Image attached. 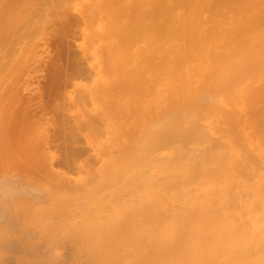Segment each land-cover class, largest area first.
Here are the masks:
<instances>
[{
  "label": "bare ground",
  "instance_id": "bare-ground-1",
  "mask_svg": "<svg viewBox=\"0 0 264 264\" xmlns=\"http://www.w3.org/2000/svg\"><path fill=\"white\" fill-rule=\"evenodd\" d=\"M71 8L79 14L76 17H81L83 29L80 25L75 28V23L67 18ZM55 23L59 30L54 35L60 39L56 38L57 43H62L58 45H63L61 53L57 47L55 64L68 55H76L75 58L81 55L78 48L71 51L73 46L67 43L71 41L70 45H74L71 38L76 39L75 29L85 30L87 38L95 34L94 39L98 41L93 48L90 46L94 42L85 41L91 37L85 38L83 45L77 44L85 56L91 55L92 62L86 63L85 56L74 61L72 57L67 62L68 67L65 62L57 63L51 73L49 85L54 90L71 84L75 96H70L72 91L66 92L65 97L55 93L57 91L53 95L47 93L51 98L46 100L56 101L54 95L60 99L45 110L50 112L49 107H53V112L49 113H53L50 116L53 119L45 118L42 108V113L39 111L42 116L29 121L31 115L26 113L32 102L27 108L26 104L23 107L27 101L24 102L20 90L19 84L24 83L20 78L27 70L25 67L35 61L31 58L36 54L37 43L46 42L40 39L53 30V25L55 28ZM93 25L97 27L94 29ZM89 48L93 49L91 54L86 53ZM66 49L70 53L65 52ZM83 59L86 60L83 62ZM79 77L87 83L84 80L81 84L71 82ZM208 94L213 95L212 98L207 97ZM87 98L88 103L95 105L96 111L92 112L98 111L97 115L90 114L91 104L87 103L89 111L84 108ZM71 106H74L73 111L79 108L76 111L79 115L72 113ZM243 108L251 113L250 116L246 112L252 128L238 118ZM38 120L45 123L43 126L40 122L45 128L42 135ZM49 121L54 123L51 132L56 138L54 136L53 140L63 139L58 144L63 155L61 165L54 157V169V164L48 163L52 157L48 151L54 147L44 145L53 135L45 134L46 128H52L47 127ZM240 121L245 122L243 126L247 124L244 129L249 126L256 131L254 136L257 140L260 138L258 143L250 137L251 130L248 135L239 126ZM103 124L107 125V133L110 135L111 130L114 135L110 136V143L101 141ZM83 130L89 131L87 134L92 140L100 136V147L94 143L91 146L94 145L98 153L106 154L98 173L97 169L96 173L92 169L94 162L87 159L86 163L92 162L88 164L96 176L98 174V180L86 188L82 184L94 180L95 174L85 162L83 168L76 165L86 153L80 145L85 140ZM11 134L18 135L13 138ZM46 135L49 139L43 145L49 149H42ZM86 141L89 142L88 138ZM98 155H92L96 156L94 160L100 159ZM57 164L74 175L87 166V174L85 170L82 172L87 179L78 178L73 182V176L69 178L68 173L59 174L64 172L60 170L62 167L55 170ZM48 165L55 170L53 174ZM151 167H158L159 173ZM12 170L34 172L36 178L44 175L43 180H38L48 185L52 182L50 187L55 185L57 191L61 190L58 186L66 189L64 193L48 189L49 194L55 192L52 198L47 195L52 200L37 206L34 203L38 204L39 200L35 197L36 202L30 201L31 205H36L32 207L27 199L30 200L28 196L34 191V195L37 193L35 187L39 186L33 184V191L27 185L29 191L26 192L30 194L26 200L19 196L21 199L13 204L14 212H21L28 223H21L18 218L16 222L32 223L40 232L44 228L45 232L48 229L54 233L53 236L61 235V241L64 237L72 244L70 250L75 246L77 252L78 249L85 252L91 264H264V0H0V195L3 188L8 190L15 185ZM10 172H13L12 181ZM55 172L59 175L55 176ZM141 172L146 175L138 182L131 180ZM20 175L18 183L22 180ZM78 183L81 187L77 189ZM22 188L25 191L26 187ZM22 188L19 189L22 191ZM105 188L108 189L104 192L106 195L100 197V190ZM72 189L81 193H72ZM80 197L88 204H82ZM4 198L0 197L1 201ZM10 207L3 208L4 214L7 215L8 209L12 212ZM12 219L9 222L17 228ZM19 226L17 233L22 230ZM31 231L23 233L28 236ZM20 239L18 241L24 244L26 239ZM11 245L6 246L12 248ZM29 254L26 256L30 259ZM45 260L48 264L52 262ZM27 263H31L30 260ZM0 264H10V261Z\"/></svg>",
  "mask_w": 264,
  "mask_h": 264
},
{
  "label": "rangeland",
  "instance_id": "rangeland-1",
  "mask_svg": "<svg viewBox=\"0 0 264 264\" xmlns=\"http://www.w3.org/2000/svg\"><path fill=\"white\" fill-rule=\"evenodd\" d=\"M72 9H73V8H71V15H69V14H70V9H69V11L67 12V13H69V14H67V15H69V16L66 15L67 18H69V21H70V22L72 21L71 23L74 22V23L76 24V25H75V24L73 23V24H74L73 26H75V28H76L77 25H78V26L80 25L81 28L83 29V28H84V27H83L84 24H82V19H81V17H80V16H79L80 18H79V17H76V16H78L79 14H77V12H76L75 9H73V11H72ZM72 12H75L76 14H74V13L72 14ZM73 15H74V16H73ZM70 17H72V18H70ZM65 18H66V17H65ZM74 18H76V20H74ZM78 19H79V20L81 19V20L79 21ZM73 20H74V21H73ZM77 20H78L79 22H78ZM80 23H81L82 25H81ZM55 24H56V23H55ZM94 24H95V23H94ZM96 25H97V24H96ZM96 25H93V28H94V29L97 27ZM57 26H58V24H56V25H55V28H54V25H53V27H51V28H53V30H52L51 28H50L51 30L47 29V31H48V30H49V31L45 34L44 39H40L41 42H43V41H45V40H46V42H43V43L41 44V43L38 41L39 44L37 43V47H38V48L36 47V51H35L36 54L34 55L33 58H31V59H35V61L33 60L32 63H31L30 61H28V62L31 63V64H28V67H27V68L24 66L25 69H27V70L25 71V73H24L22 76H21V74L23 73V71H22V73L19 75V76L22 77V78L19 77L20 80H21L20 82H22V81L24 82V83H22V84L19 82V83H20L19 85H21L20 90H21L22 94L24 95V98H25V101H24V102L27 101L26 103L23 104V100H21L22 103H20V104H23V107H24L25 104H26V108H27L28 104H30V103L32 102V103H31L32 106L29 105L28 108H27L28 112H27L26 108H24V110H26L25 112H27L26 115H31V117H30V116L28 117V118H29V119H28L29 121H31L32 117H33L35 120H37L36 117L42 116V114H45V113H46L45 116H44L45 118H47V116H48V117H49V118H48L49 120L53 119V117H50L53 113L49 115V113H50L51 111L53 112V107H51V106H54V104H55L54 102H56L57 100L60 101V99H57L55 95L53 96V98H55L56 101H54V99H49V100H46V99H47L48 97L51 98L50 95H53L55 91H57V92H55V93H57V94L61 93V95H63V97H65L66 92L68 93V92L72 91V93L70 94V96H75V95H73V94H74V88L72 87L71 84H69V85L67 84V85H66L67 88H62V89L60 88V89H56V90H54V88H52V85H49V84H50V79H49V78H51V73H52L53 69L56 67L57 63H59L58 65H60V63L62 64V62H65L66 64L64 63V65L67 66V65H68L67 62H68L73 56H76V55H73V56L69 57V55H68L67 59H63L62 62L59 60L60 62L58 61V62H56V64L54 63V62H55L54 59L56 58V55H57V49H58V48H59V49H60V48L63 49V45H62V47H60L62 43H61V44H60V43H57V42H58L57 39H58V40H60V39H59V37L57 38V37H55V36H58V35H54V34H56V33L58 32V30H59L58 28H56ZM94 26H96V27H94ZM73 28H74V27H73ZM81 28H80V30H79V28H77L78 30H77V29L74 30L75 32H74L73 34H74V37H76V39H75V38H73V39H75V40H73L71 37L67 38L68 36H67L65 39H69V40H70V38H71V40L73 41V44H74V45H70L71 41H70V42H67V43L69 44V45H68L69 47L73 46L71 51H73V50L75 51V50L78 48V49H77V50H78L77 52H79V54L83 55V56H81V55H78V54H77V57H76V58L73 57L72 60L74 61V60H77V58L79 59L80 57H83V58L86 57V58H87L86 63H89V62H92V58H89V57H91V55H90V56H85L86 54H85L84 52H82L83 49H82L80 46L77 45V44H81V45H83V44H84V41H83V40H84L85 38H87V36L85 35L86 31H85V30H82ZM55 29H57V31H55ZM83 31H85V32L83 33ZM53 32H55V33H53ZM79 32H81V33L79 34ZM50 33H51L55 38L51 37L52 35H51ZM49 34H50L51 36H50ZM47 35H48V36H47ZM87 35H88V34H87ZM92 35H93L94 37H92ZM92 35H91V34H90V36L88 35L89 37H91L90 40H85V41H87V43H88L89 41H91L90 43L94 42V44H93V43L91 44V46H90L91 48H93L92 45L95 46V42L98 41V40L94 39V38L96 37V35H95V34H92ZM70 36H73V35H70ZM47 37L50 38V41H49V38H47ZM89 37H88V38H89ZM56 38H57V39H56ZM88 38H87V39H88ZM98 38H99V37H98ZM98 38H97V39H98ZM63 39H64V38H63ZM92 39H93V41H92ZM48 41H49V42H48ZM59 42H61V41H59ZM56 43H57V44H56ZM85 43H86V42H85ZM47 44H48V45H47ZM58 44H60V46H59ZM97 44H98V43H97ZM97 44H96V45H97ZM56 45H57V46H56ZM40 46H41V47H40ZM55 46H56V48H55ZM75 46H77V47H75ZM44 47H46L47 49L44 48ZM57 47H58V48H57ZM64 48H65V47H64ZM66 48L69 49L68 47H66ZM91 48H89L90 50H88L86 53L89 52V53L91 54V53H92V50H93V49H91ZM54 49H56V50H54ZM59 49H58V51L61 53V50H62V49H60V50H59ZM67 49H66V50H67ZM79 49H80V50H79ZM66 50H65V52L68 53L69 51H68V50L66 51ZM69 50H70V49H69ZM52 51H53V52H52ZM80 51H81V52H80ZM54 52H55V53H54ZM63 52H64V50H63ZM69 53H70V52H69ZM71 53H73V52H71ZM75 53H76V52H75ZM83 53H84V54H83ZM58 54H59V53H58ZM64 54H65V53H64ZM73 54H74V53H73ZM60 55H61V54H60ZM62 55H63V54H62ZM88 55H89V54H88ZM54 56H55V58H54ZM63 56H64V55H63ZM84 56H85V57H84ZM51 57H52V58H51ZM36 58H38L37 61H36ZM40 58H41V59H40ZM63 58H64V57H63ZM31 59H30V60H31ZM60 59H61V57H60ZM81 59H82V58H81ZM90 59H91V60H90ZM43 60H44V61H43ZM45 60H46V61H45ZM55 60H56V59H55ZM61 60H62V59H61ZM64 60H65V61H64ZM72 60H71V61H72ZM85 60H86V59H83V62H84ZM31 61H32V60H31ZM39 61H42V62H39ZM56 61H57V60H56ZM81 61H82V60H81ZM28 62H27V63H28ZM45 62H46V63H45ZM69 62H70V61H69ZM42 63H43V65H44L43 67H42V65H41ZM53 63H54L55 65H53ZM39 64H40V67H39ZM33 65H34V66H33ZM45 65H46V66L49 65L50 67H49V66L46 67ZM51 65H52V66H51ZM64 65H63V66H64ZM36 66H38V67H36ZM63 66H62V67H63ZM34 67H35V69H34ZM41 67H42V69L44 68V70H42ZM51 67H52V69H48V68H51ZM67 67H68V66H67ZM39 68H40V69H39ZM29 69H30V70H29ZM36 69H37V70H36ZM38 69H39V70H38ZM39 71H40V72H39ZM34 73H35V74H34ZM27 74H28V75H27ZM32 74H34L33 77L30 76V75H32ZM42 75H43V76H42ZM49 75H50V76H49ZM28 78H29V80H28ZM34 78H36V79H34ZM47 78H48V79H47ZM64 78H65V77H64ZM79 78H80V79L76 78L77 80H73V81H71V82H74V81L77 82V81H78L77 83H80V84L86 82V81H85L86 79L84 80V79L81 78V77H79ZM32 80H33V81H32ZM35 80H36V81H35ZM62 80H63V78H62ZM62 80H61V81H62ZM83 80H84V82H83ZM18 81H19V79H18ZM18 81H17V82H18ZM64 81H65V79H64ZM80 81H81V82H80ZM48 82H49V83H48ZM66 82H70V81H66ZM86 83H87V82H86ZM86 83H85V84H86ZM19 85H18V88H19ZM48 86H49V87H48ZM68 86H69V88H68ZM24 87H25V88L27 87L25 90L28 91V92H26V91L24 90ZM50 88L53 89L52 92H51ZM46 90H48V92H47ZM58 90H59V92H58ZM61 90H63V91L65 90V91H64V92H63V91L61 92ZM21 92H20V95H21ZM23 92H25V93H23ZM49 92H50V95L47 94V93H49ZM29 93H31V95H32L31 98H30L31 95H30ZM42 93H43V94H42ZM64 93H65V94H64ZM75 93H76V92H75ZM29 95H30V96H29ZM67 96H68V95H67ZM206 96L210 98V97L213 96V95L208 94V95H206ZM22 97H23V96H21V98H22ZM26 97H27L28 100H26ZM28 97H29V98H28ZM38 98H39V99H38ZM66 98L68 99V97H66ZM211 98H212V97H211ZM215 98H218V97L216 96ZM29 99H30V101H29ZM31 99H32V101H31ZM64 99H65V98H64ZM50 100H51V102H50ZM68 100H70V99H68ZM86 100H87V101H86V104L84 103L85 105H83L84 108L86 107V110H87V111H89V109H90V111H91L90 114L93 113V112H95V111H96V109H95V105H94L92 102L88 103V102L90 101V99L87 98ZM46 101H48V102H46ZM52 101H53V102H52ZM58 101H57V103H58ZM70 101H71V100H70ZM33 102H34V104H33ZM47 103H48V104H47ZM51 103H53V104H51ZM87 103H88V104H91V106H90V105H87ZM92 104H93V105H92ZM44 105H45V106H44ZM48 105H51V106L49 107V108H51V109H50V112H45V110L48 111V108H47ZM20 106L22 107V105H20ZM30 106H31V107H30ZM40 106H41V107H40ZM87 106H88V108H89V106H90V108L88 109ZM23 107H22V108H23ZM35 107H36V108H35ZM37 107H39V108H37ZM45 107H46L47 109H45ZM73 107H74V106H73ZM73 107L71 106L72 109L70 108V110L72 111V113H75V115H79V114H76V113H77L76 111H77V109L79 110V108H78V107H77V108H74L75 111H73ZM92 107H93L95 110H94ZM33 108H34L35 110L32 112ZM42 108H43L44 111H43V110H40V109H42ZM156 108H157V107H156ZM156 108L154 109V111H156ZM29 109H30V112H32L31 114H30V112H29ZM36 109H37V110H36ZM38 109H39V110H38ZM158 109H159V108H158ZM158 109H157V110H158ZM244 109H245V111H244ZM247 109H248V108H247ZM247 109H246V108H243V109L239 112L238 115H240V116H239L238 118H240V120H242V121H245V122L249 125L250 123H248V121H250V119H249L250 117L248 116V114H250V116H251V113H249V112H248L249 109H248V110H247ZM39 111H41V113H42V111H43V113L40 114ZM92 111H93V112H92ZM37 112H38V113H37ZM97 112H98V111H97ZM97 112H96V113H97ZM156 112H157V111H156ZM241 112H242L243 114H240ZM246 112H247L248 114H246ZM28 113H29V114H28ZM96 113H93V114H94V115H97ZM33 114H34V115L36 114V116H33ZM37 114H40V115H37ZM245 114H246V115H245ZM242 115H244V116H242ZM52 116H53V115H52ZM242 117H243V119H242ZM246 117L248 118V120H245V119H247ZM30 118H31V119H30ZM39 118H40V117H39ZM39 118H38V119H39ZM42 118H43V117H41V120H42ZM48 119H46V120L48 121ZM41 120H40V122H41ZM43 120L45 121V119H43ZM127 120H128V119H127ZM242 121H240V124H241V125L239 124V126L242 127V128L244 129V128H246V125H247V124L244 125V126H245V127H244L242 123L245 124V122H242ZM37 122H39V120H38ZM40 122H39V125H40ZM45 122H46V121H45ZM54 122H55V121H54ZM100 122H101V121H100ZM51 123H52V124H51ZM126 123H127V125H130V124H129V121H126ZM46 124H47V122H46ZM41 125L44 126L45 123H44V122H41ZM41 125H40V129H39V131H41L42 129H43V131H45V128H43ZM50 125L52 126V125H54V123L51 122V121H49V125H48V126L46 125V126L49 127ZM100 125H101V123H100ZM51 126H50V127H51ZM104 126H105V127H104ZM53 127H54V126H52V128H46V129H48V130H47L48 132H45V134H46V133H49V136H51L52 134H53V135H52L51 139L47 138V135H46L45 139H44L43 142H42V149H43V147H44V148H47V147H45L44 145H49V144H50L49 147L52 145V146L55 148V149H54V148H53V149L50 148V151H48V152L52 155L51 159L48 160V163H49L50 165L54 164V165L52 166L53 169H54V168H56V167H55L56 164L53 163V160H52V159L55 157V159L58 160V161H56V163H57V162L59 163L60 161H62V158H63L62 152L59 150V149H60V148H59L60 145H58V144L61 143V141H63V139H61V141H59L60 139H59L58 141H57V140H56V141L53 140V137L55 136L54 132H53V133L51 132V130L53 129ZM98 127H99V126H98ZM102 127H103V129L105 128L104 131H102V129H101ZM102 127H100V129H101L100 132H101V131L103 132V133L101 134V141H102V143H104V141H107L108 143H110V136H111V137H114V135H113V133L111 132V130H109V129H108V130L110 131V135H109V133H107V130H106V129H107V125L103 124ZM240 127H239V128H240ZM248 127H249V126H248ZM248 127H247V129H244L245 132H247L248 135H249L250 132H251L252 135H250V137L252 136V138L254 139L253 142H255V143L257 142V143H258V140H259L260 138H258V140H257V138H255V136H256L255 132H256V131L252 129V130H253V132H252V130L249 129ZM250 127L252 128L253 126L250 124ZM49 129H50V130H49ZM105 130H106V132H105ZM248 130H251V131L248 132ZM49 131H50V132H49ZM52 131H53V130H52ZM87 131H88V130H83V134H82V136L84 135L83 137L85 138V140H83V141H84L85 143H84L83 141L80 142V145L82 144L81 146H83V148L86 150V153H84V155L82 154V155H83V156H82L83 158L80 156V157H81V160L79 159V160L77 161L76 165H79V167H82V168H83V166H84L85 164H88V163L91 164L92 162H94L93 164H95V165H94V166L92 165V166L94 167V168L92 167V169H94V172H95V170L97 169L96 171H97V173H98L99 166H100L101 163H102V159L106 158V154H105V155H102L103 153L99 152L101 155H100V156L98 155V154H99V153H98L99 150H98L96 147L99 148L100 145L102 144V143H99V140H100L99 137H100V136H98V135H99L100 133L97 135L98 137L96 136V137H97V138H96V141H95V139H94V137H93V140L95 141V142H94V141L92 140V137L89 136V134H87L89 131H88V132H87ZM254 131H255V132H254ZM45 134H44V135H45ZM11 135H12V134H11ZM16 135H18V134L12 135V136H14L13 138H15ZM106 135H107L108 137H107ZM254 135H255V136H254ZM49 136H48V137H49ZM94 136H95V135H94ZM214 136H216V135H214ZM257 137H259V136H257ZM16 138L18 139V136H17ZM55 138H56V136H55ZM87 138H88L89 142L86 141ZM11 139H12V138H11ZM48 139H49V140H48ZM82 139H83V138H82ZM47 140L49 141V143H47V142H48ZM256 140H257V141H256ZM44 141H46L47 144H45ZM51 141H52V142H51ZM54 141H55V142H54ZM82 142H83V143H82ZM43 143H44V145H43ZM51 143H52V144H51ZM54 143H56V144H54ZM91 143H92V144L94 143V145L96 146V147H95V146L93 145V146L95 147V150H94L93 146H91V145H92ZM53 144H54V145H53ZM62 144H63V142H62ZM84 145H87V147L90 146L92 149H91L90 147L87 148V147L84 146ZM52 146H51V147H52ZM57 148H58V149H57ZM47 149H49V148H47ZM54 150H55L57 153H56ZM90 150H91V151H90ZM88 151H90V152H94V154H91V153L88 152ZM95 151H96V152H95ZM100 151H101V150H100ZM44 152H46V149L44 150ZM88 153H89V154H88ZM55 154H57V155H55ZM86 154H87L89 157H88ZM59 155H61V157H60ZM92 155H96V156L98 155V156H99L100 159H97V160L95 159V160L98 161V162H95V160H94V157H96V156L93 157ZM56 156H58V158H57ZM101 157H102V158H101ZM88 158L91 159L92 162L88 161V163H86ZM82 159H84V161H82ZM49 161H50V162H49ZM54 161H55V160H54ZM51 162H52V163H51ZM83 162H85V164H84ZM48 163H47V164H48ZM78 163H79V164H78ZM82 163H83V165H81ZM90 164H88L89 167L91 166ZM59 165H61V162H60ZM48 166H49V165H48ZM49 167H50V166H49ZM60 167H62V168H60ZM79 167L77 168L78 170H79ZM19 168H20V167H19ZM47 168H48V167H47ZM58 168H60V170L63 169V171H64V172H62V173L59 172V174L68 173V174H67L68 177H69V176H71V177L73 176V182H75V181L77 182L79 179H87V177H86L87 175H85V174H87V172H86L87 169L85 170V168H88L87 166H85V168H84L83 170H82V168H81V170H79V172L81 171V172H80L81 174L78 173V171H77V172L75 171V175H74V172L72 173V171H70V170H68V171L66 172L67 168L65 169L64 166H58V164H57V169H55V170H58V171H59ZM151 168H152L153 170H154V169L156 170L158 167H155V168H154V167H151ZM48 169H51V170H52L51 167L48 168ZM88 169H91V167L88 168ZM92 169H91V171L93 172ZM51 170H50V173L53 174V172H54L55 170H54V171L52 170V172H51ZM84 170H85V171H84ZM12 171H13V170H12ZM14 171H15V173H14V175H13V172H14ZM14 171H13L12 173L10 172V174H9V175H10L9 179H10L11 181H12V179H11L12 177H11V176L13 175V176L15 177V178H13L14 181H12L13 184H15V185H13V186L11 187L12 189H14V191H13L12 189H10V188H8V190H7V188H3V189L1 190V191H2V192H1L2 194H1V195H2V196L0 195V197L2 198V197L5 196V198H4V200H2V201H1V199H0V202H1L0 207H3V205H4V206L6 207V208L3 207V208H5V210L7 209L8 206L10 207L11 203H12V204H13V203L16 204V202H17L19 199H21V198H22V199L25 198V200H26L27 195L30 194V193L28 194V192H26V190H27V185H28V188H29L30 190H33V189H34V187H33V189H32L33 184H34L35 186H39V187H40V188H39V187H35V188H37V189H36V192H37V193L35 194L36 196L34 195V193H35L34 190H33V191H34L33 195H32V196H31V195L28 196V198H30V200L27 199V201H29L30 205H31V203H32L33 201H35V197L38 198V199H36V201H38V200H39V201H38V204H37L36 201H35L36 203H34V204H36V205L38 206V205H40V203L43 204V202L48 204V203H49V200H50V201L52 200V199H50V198L53 197V195L55 194V192H58V193H61L62 191H63V193L66 192V191H64V190H66V189H62V187H59V186H58V188H60L61 190H58V191H57L55 185L52 186V187H50V186L52 185V182H50L51 185H50V184L48 185V182L40 181V180L42 179V177L44 176V175H42V173H41L42 177H41V178L38 177V178L40 179V180H38V178H36V176L33 175L34 172H33V174H32V173L29 174V173H30L29 171H28L27 173H25L26 171H24V170H21V171H19V170H14ZM22 171H24V172H22ZM83 171L86 172V173L83 174V173H84ZM88 171H89V170H88ZM142 171H145V169H144V170L142 169ZM158 171H160V169H157V170H156V174L159 173ZM19 172H20V173H19ZM21 172L23 173V175H22ZM82 172H83V173H82ZM94 172H93V173H94ZM147 172H148V171H146V173H147ZM57 173H58V172H57ZM57 173L55 172L54 175H55V176H58L59 174H57ZM70 173H71V174H70ZM95 173H96V172H95ZM95 173H94V174H95ZM146 173H145V172H141L139 176H138V174L135 175L134 177L132 176L131 180H132V179H135V181L138 182L142 176L146 175ZM20 174H21L22 176H24V174H25V175L28 174V175H26V178H25V176H24L23 178H25V179H23L22 176H21ZM56 174H57V175H56ZM72 174H73V175H72ZM88 174H91V172L88 173ZM143 174H144V175H143ZM17 175H18V176H17ZM19 175H20V178L22 179L21 182L19 181V183H20V187H19V183H18V180H20V179H17V178H19ZM64 175H65V174H64ZM82 175L85 176V177H83ZM92 175H93V174H92ZM29 176H30V177H29ZM34 176H35V177H34ZM39 176H40V175H39ZM65 176H66V175H65ZM67 176H66V177H67ZM88 176L90 177L91 175H88ZM136 176H137V178H135ZM71 177H69V178H71ZM89 177H88V179H89ZM91 177H92V176H91ZM91 177H90V178H91ZM93 177H95L94 180H92ZM93 177H92V179H91L92 181H89L88 183H87L86 180H85V182H86L87 184H86L85 182H83V181H82V182L85 183V184H82L81 182H79V183H81L82 186H84L85 188H86L87 186L90 187V186L93 185V183H92V185H91V182H93V181L96 182V180H98V174H97V176H96V174H95V176H93ZM29 178H30V179H29ZM33 178H35V179H33ZM43 178H44V177H43ZM78 178H79V179H78ZM26 179H27L28 181H27ZM31 179H32V180H31ZM71 179H72V178H71ZM71 179H69V180L72 181ZM77 179H78V180H77ZM23 180H24V181H23ZM30 180L32 181V183L29 182ZM42 180H43V179H42ZM36 181H37V184H38V185L35 184V183H33V182H36ZM45 181H46V180H45ZM70 181H69V183H70ZM22 182H23V183H22ZM26 182H27V183H26ZM28 182H29V183H28ZM38 182H39V183H38ZM30 183H31V184H30ZM45 183H46V184H45ZM79 183H78L79 186L76 185L77 189H78L79 187H81V186H80L81 184H79ZM21 184L26 185V186L22 185V187H26V188H25V191H23L24 188L21 187ZM40 184H41V186H40ZM74 184H75V183L72 184V187H73ZM89 184H90V186H89ZM16 185H17V186H16ZM16 187H17V188H16ZM47 187H48V188H47ZM74 187H75V186H74ZM84 187H82V189H85ZM15 188H16V189H15ZM19 188H22V191H21V189H19ZM50 188H51V189H50ZM53 188H54V191H55V189H56V191H55V192L52 191L51 194H49L50 191H51ZM70 188H71V187H70ZM9 189H10L12 192H11V191L8 192ZM38 189H39V190H38ZM41 189L45 190V192H47V193H44V191L41 192V191H42ZM48 189H49L50 191H49ZM73 189H76V188H73ZM73 189H72V193H77V194H80V193H81V192L78 193L80 190H79V191H78V190H75V191L73 192ZM105 189H106V188H105ZM105 189L100 190V192H99V193H100V194H99L100 197H102L104 194L106 195L108 189H106V190H105ZM3 190H4L5 193L3 192ZM37 190H38V191H37ZM69 190H70V189H69ZM16 191H17V192H16ZM19 191H21V192H19ZM27 191H29V190H27ZM39 191H40L41 194H39ZM67 191H68V190H67ZM77 191H78V192H77ZM14 192H15V193H14ZM104 192H106V193H104ZM17 193H18V194H17ZM19 193H21V195H19ZM22 193H23V195H22ZM14 194H15L16 196H14ZM37 194H38V196H37ZM48 194L51 196L50 198L47 197ZM105 195H104V196H105ZM19 196H20V197L23 196V197L20 198ZM24 196H25V197H24ZM16 197H19V198H16ZM43 197H44V199H43ZM46 197H47L48 199H47ZM6 198H7V199H6ZM10 198H12V199H13V198H16V199H15V201H14V200L12 201V199H11V201H10V200H9ZM31 198H34V199H31ZM81 199L83 200V201H82V202H83L82 204H84V205H87V204H88L87 201H84L85 199H83L82 197H80V200H81ZM32 200H33V201H32ZM46 200H48V201H46ZM5 201H6V202L9 201V203L11 202L10 205H8V203H6ZM30 201H32V202H30ZM45 201H46V202H45ZM2 203H5V204H2ZM6 204H7L8 206H6ZM14 204L12 205V208L10 207V209H12L13 215L17 212V211L14 212ZM32 204H33V203H32ZM36 205H31V206H32V207H35ZM3 208H2L3 213L1 212L2 210H1V208H0V229L3 230V231L0 230V233H1V236H2V237L0 236V259L2 260V261H1L2 263H7V262L9 263V261H10V264H12V262H14L15 264H18V263L22 260L21 263H19V264H24V263H25V264H32V262H33L34 264H37V263H38V260H40V262L43 261L42 264H43V263H45V264L47 263V264H48V262H44V260L46 259L45 261H47V260L51 261V260H52L53 263L51 262V264H54V263H55V264H64V263H65V264H91L90 261L88 260V258L86 257L85 252H82V251L80 252L79 249H78L79 252H77V250H76L77 248L75 249V246H74V248H73V251L70 250V248H72V247H70V245L72 246V244L69 245L70 241L68 242L67 239H66V240L64 239V237H62V241H61V240H60V239H61V235H58V236H57V235H54V236H53L54 233H50V232H49L50 230H48V229H46L47 231L45 232V229H44V228L41 229V230H44V231H41V232H40L37 228H35V227H33V225H31L32 223H31V224L29 223V225H26V223H28V222H27L24 218H22V217H24V216H23V214H22L21 212H17V215L13 216L11 210L8 209L7 212H6L7 215H8V217H7V215L4 214V209H3ZM15 208H16V207H15ZM16 210H19V209L16 208ZM9 212H10V213H9ZM20 213H21L22 216L20 215ZM18 214H19L20 216H19ZM4 215H6L5 217H7L6 220H8V221H7L8 224L5 223L6 220L4 221V217H3ZM10 215H12V216H10ZM18 216L21 217L22 219L19 218ZM12 217H14V218L12 219ZM16 218H18V219L20 220L21 223L26 222L24 225L27 226V228H26V227L23 228V226H24L23 224H21L20 222H19L20 224H19L18 222H16V220H15ZM9 219H12V222H13V221L16 222V223H15V222H13V223L16 224L17 228H14V224L11 225V223L9 222V221H11V220H9ZM2 220H3V221H2ZM1 221H2V222H1ZM17 221H18V220H17ZM2 223H3V226L5 227V229H4V227H1ZM17 224H18V225H17ZM8 225H10L9 228H8ZM19 225H23L22 228H21ZM6 226H7V227H6ZM18 226H19V230L22 229L21 231H19L20 233L18 232L19 234L16 232L17 229H18ZM29 226H30V227H29ZM31 226H32L35 230H34ZM7 229H9V230H7ZM24 229H25V230H24ZM26 229H28L29 231H30V230H33V231H31V233H29L28 236H27L26 234H27L29 231L26 230ZM10 231H11V232H10ZM25 231H28V232L26 233ZM34 231H36L35 233H33V236H35V237L32 238L33 236H31V234H32V232H34ZM38 231H39V232H38ZM6 232H9V233H6ZM12 232H13V233H12ZM15 232H16L17 234H15ZM23 232H25L26 234L23 233ZM37 232H38V233H37ZM36 233H37V237H36ZM48 233H49V234H48ZM39 234L42 236L43 239L41 238V236H40ZM44 234H45V235H44ZM51 234H52V235H51ZM13 235H17V236H15L16 238H15ZM3 236H4V237H3ZM11 236H13V237L11 238ZM19 236H21V237H19ZM23 236H24V237H23ZM39 236H40V237H39ZM45 236H46V237H45ZM49 236H51V237H49ZM18 237H19V238H18ZM25 237H27V238H25ZM52 237H53V238H52ZM57 237H58V239H56ZM7 238H8V239H7ZM20 238H22V239L24 238V240H25V239L28 240V242H29L30 244H29V243H28V245L25 244V243L27 242L26 240H25V242H24L25 245L22 244V242L20 241V240H21ZM28 238H30V240H29ZM35 238H36V240H35ZM39 238H40V240H38ZM59 238H60V239H59ZM11 239H12V240H11ZM18 239H20V240L18 241ZM46 239H47V240H46ZM48 239H51V240L54 239V240H56V241H54V240H53V241H51V240L48 241ZM24 240H22V241H24ZM37 240H38V242L36 243ZM45 240H46V241H45ZM59 240H60V241H59ZM7 241H8V242H7ZM9 241L12 243V245L9 244V243H10ZM31 241L33 242V244H32ZM44 241H45V243H44ZM47 241H48V242H51V243H49L50 245L48 244ZM63 241H64V242L66 241V243L63 244ZM15 242H16V243H15ZM17 242H18V243L21 242V243H19V246H18V243H17ZM53 242H54V243H53ZM57 242H58V243L62 242V243H60V245H57V244H56ZM67 242H68V244H67ZM13 243H14V245H13ZM41 243H42V244H41ZM43 243H44V244H43ZM52 243H53V244H52ZM4 244H5V246H3ZM7 244H8V245H11L12 248H8V247H10V246L7 247V246H6ZM15 244H17V245H15ZM21 244H22V245H21ZM36 244H37L38 247H37V246L35 247ZM38 244H39V245H38ZM32 245H33V246H32ZM42 245H43V246H42ZM51 245H54V246L51 247ZM2 246L5 247V248H3ZM23 246H25V247H23ZM26 246H27V247H26ZM29 246H30L31 248H30ZM6 247H7V248H6ZM33 247H34L35 249H34ZM39 247H40V248H39ZM19 248H20V249L22 248V249H21L22 251L24 250L23 252H25V255H24V253H23ZM29 248H30V249H29ZM6 249H8L9 251L6 250ZM10 249H11V250H10ZM16 249H17V252H16ZM33 249H34V250H33ZM46 249H47V251L49 252V254H50V253H53V254H51V256H50V255L48 254V252L46 251ZM30 250H32L33 252H31ZM75 250H76V251H75ZM3 251H4V252H3ZM10 251H11V252H10ZM13 251H15V254H14ZM45 251H46V252H45ZM1 252H2V253H1ZM27 252H29L31 255H30L29 253H27ZM18 253H20L21 256H20ZM36 253L39 255V258L42 257V256H43V257L40 258V259L37 258L38 255H37ZM44 253H45V254H44ZM46 253L48 254V256H50L49 258H48V256L46 255ZM75 253H76L77 255H76ZM82 253H83V255H82ZM2 254H3V255H2ZM28 254H29V256H31L30 259L28 258V256H26V255H28ZM66 254H67V255H66ZM80 254H81L82 256H81ZM5 255H6V257H5ZM32 255H33V256H32ZM34 255H36L35 257H36V260H37V261L34 259ZM53 255H54V256H53ZM84 255H85V256H84ZM16 256H17V257H16ZM22 256H23V257H22ZM46 256H47V257H46ZM66 256H67V257H66ZM15 257H16V258H15ZM21 257H22V258H21ZM26 258H27V260H26ZM57 258H58V260H57ZM13 259H14V261H13ZM18 259H19V261H18ZM55 259H56V260H55ZM64 259H65V260H64ZM24 260H25L26 262H25ZM29 260H30L31 263H27ZM32 260H33V261H32ZM34 260H35V261H34ZM41 260H42V261H41ZM53 260H54V261H53ZM59 260H60V261H59ZM11 261H12V262H11ZM17 261H18V263H17ZM55 261H56V262H55ZM65 261H66V262H65ZM1 262H0V263H1ZM23 262H24V263H23ZM40 262H39V264H41ZM57 262H58V263H57ZM62 262H63V263H62ZM49 264H50V263H49Z\"/></svg>",
  "mask_w": 264,
  "mask_h": 264
},
{
  "label": "snow or ice",
  "instance_id": "snow-or-ice-1",
  "mask_svg": "<svg viewBox=\"0 0 264 264\" xmlns=\"http://www.w3.org/2000/svg\"><path fill=\"white\" fill-rule=\"evenodd\" d=\"M43 134V130H41V135Z\"/></svg>",
  "mask_w": 264,
  "mask_h": 264
}]
</instances>
